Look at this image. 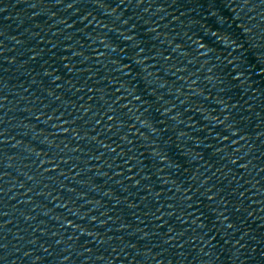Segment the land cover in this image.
I'll use <instances>...</instances> for the list:
<instances>
[{
    "label": "water",
    "instance_id": "1",
    "mask_svg": "<svg viewBox=\"0 0 264 264\" xmlns=\"http://www.w3.org/2000/svg\"><path fill=\"white\" fill-rule=\"evenodd\" d=\"M117 1L0 0V264H84Z\"/></svg>",
    "mask_w": 264,
    "mask_h": 264
},
{
    "label": "snow or ice",
    "instance_id": "2",
    "mask_svg": "<svg viewBox=\"0 0 264 264\" xmlns=\"http://www.w3.org/2000/svg\"><path fill=\"white\" fill-rule=\"evenodd\" d=\"M171 230V229H170Z\"/></svg>",
    "mask_w": 264,
    "mask_h": 264
}]
</instances>
